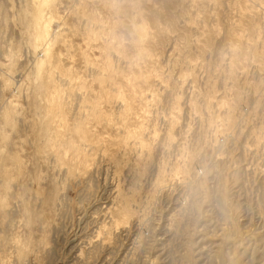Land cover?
Wrapping results in <instances>:
<instances>
[{
    "label": "rangeland",
    "instance_id": "374dc122",
    "mask_svg": "<svg viewBox=\"0 0 264 264\" xmlns=\"http://www.w3.org/2000/svg\"><path fill=\"white\" fill-rule=\"evenodd\" d=\"M36 4L0 0V264H264V0H51L43 41Z\"/></svg>",
    "mask_w": 264,
    "mask_h": 264
},
{
    "label": "bare ground",
    "instance_id": "6f19581e",
    "mask_svg": "<svg viewBox=\"0 0 264 264\" xmlns=\"http://www.w3.org/2000/svg\"><path fill=\"white\" fill-rule=\"evenodd\" d=\"M50 3H51V0H37L36 14L33 16V20H34L36 27H37L36 39L38 41L46 40V38L50 35V32H51L50 30L52 27V21H51L52 19L51 20H45L43 17V14L48 9ZM42 63H44V62H40L38 69H37V71H38L37 75L38 76L42 75L41 73H43L42 72L43 71L42 70ZM37 94L39 95L38 91H37ZM10 107L14 110L16 108V105L15 104L13 105V102H11Z\"/></svg>",
    "mask_w": 264,
    "mask_h": 264
}]
</instances>
